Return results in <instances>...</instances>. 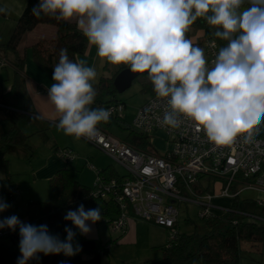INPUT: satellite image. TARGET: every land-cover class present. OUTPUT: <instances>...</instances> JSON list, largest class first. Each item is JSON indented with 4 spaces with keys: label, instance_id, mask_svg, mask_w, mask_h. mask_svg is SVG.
Here are the masks:
<instances>
[{
    "label": "clouds",
    "instance_id": "obj_1",
    "mask_svg": "<svg viewBox=\"0 0 264 264\" xmlns=\"http://www.w3.org/2000/svg\"><path fill=\"white\" fill-rule=\"evenodd\" d=\"M0 7V12H6ZM31 14L57 22L75 19L97 56L132 73H147L158 98L171 111L162 123L176 127L178 115L194 121L216 146H229L264 120V0H38ZM198 18L212 26V36L226 42L207 66L205 51L186 33ZM215 45V40L213 41ZM85 59L73 60L61 49L53 66L47 99L60 114L57 129L76 139H94L97 125L111 112L91 107L97 92L96 71ZM11 205L0 197V213ZM100 207L80 204L67 210L65 221L87 236L101 219ZM73 227L66 237L53 235L46 224L23 222L17 215L0 219V229L18 230L16 264L44 256L73 257L82 251ZM61 264H64L62 261Z\"/></svg>",
    "mask_w": 264,
    "mask_h": 264
},
{
    "label": "trees",
    "instance_id": "obj_2",
    "mask_svg": "<svg viewBox=\"0 0 264 264\" xmlns=\"http://www.w3.org/2000/svg\"><path fill=\"white\" fill-rule=\"evenodd\" d=\"M37 3L38 0H26L8 39L0 42V56L6 59L0 69L9 64L13 68L11 86L8 90L4 87L5 80L0 79V121H7L10 124V127L0 134V171L3 172L0 176V194H6L10 198L13 197L11 195L13 179L8 171V147L24 145L28 138L18 125L30 113L26 107L23 78L27 51H30L35 63L52 75L53 66L59 61L61 49H67L69 58L76 60L77 55L83 54L88 45L87 38L81 30H78L74 21L57 22L47 16L35 18L31 14V9ZM39 24L54 26L57 31L56 36L50 39L40 38L21 47L25 36ZM193 25L202 33L201 39L199 36L191 38L188 29L185 35L193 45L204 48L206 51L207 40H215L219 48L226 43L212 36L213 28L203 18H198ZM124 68L126 67L119 68L110 76L103 75L97 81L90 82L97 92L91 107L105 108L118 103L124 107L125 103L117 99V91L113 85L114 77ZM136 79L139 80L143 91L150 93L151 96L156 94L151 81L147 78V73L140 74ZM58 121L59 119L55 123L58 124ZM112 122L122 123L123 120L117 115L110 117L108 122H100L97 126L104 128ZM125 129L128 130L123 139L126 143L140 150H151L148 135L137 131L128 123ZM262 135H264V125H262ZM96 174L97 178L104 181L113 178L117 182H122L127 175L126 173L118 174L111 166L97 170ZM92 188L77 180L74 168H62L49 180L48 200L33 201L36 209L21 215L24 218L22 221L35 225L44 224L46 221L45 224L48 225L50 233L64 239L65 227H73L71 222L63 219L65 212L69 209L75 210L83 204L86 210L100 207L103 219L110 226L121 212L120 205L113 197L95 195ZM245 200V204L252 206L251 211L246 207L241 208L239 199H235L229 211L203 219L207 227L204 234L177 232L178 236L175 240L168 239L166 244L160 247V257L147 259L139 264H241L242 254L239 247L241 240L264 242V205L256 204L255 200ZM73 231L77 233L76 240L82 246L79 254L73 257H65L63 254L50 256L40 254L39 261L32 260L29 264H61L62 261L64 264H102V255L107 253L106 246L110 242L103 243L98 239L87 238L74 227ZM18 245V230L16 232L10 230L6 235L0 236V264H16L17 257L20 255Z\"/></svg>",
    "mask_w": 264,
    "mask_h": 264
},
{
    "label": "built area",
    "instance_id": "obj_3",
    "mask_svg": "<svg viewBox=\"0 0 264 264\" xmlns=\"http://www.w3.org/2000/svg\"><path fill=\"white\" fill-rule=\"evenodd\" d=\"M213 41L205 42L209 67L219 50ZM5 62L0 56V68ZM105 109L114 117L120 116L124 107L118 103ZM168 111L171 109L167 98H158L155 94L137 109L131 123L134 129L148 137L162 133L168 146L161 153L152 144L150 151L134 148L98 126L99 132L94 139L84 138L126 169L127 175L122 182L97 178L92 188L95 195L113 197L120 205L121 212L110 225L112 231L123 232L132 215L163 227L168 231V239L175 240L178 236L177 205L181 202L197 203L201 207L199 217L206 219L218 208L213 204L216 198L237 200L245 189L264 194V120L251 130V135L244 133L229 146H216L187 117L178 115L180 123L176 127L162 123ZM58 154L65 161L76 157L70 149H60ZM89 167L95 169L93 165ZM11 195H15L13 190ZM254 202L264 205L259 199ZM218 209L226 212L230 207ZM9 232V229H0V236Z\"/></svg>",
    "mask_w": 264,
    "mask_h": 264
},
{
    "label": "crops",
    "instance_id": "obj_4",
    "mask_svg": "<svg viewBox=\"0 0 264 264\" xmlns=\"http://www.w3.org/2000/svg\"><path fill=\"white\" fill-rule=\"evenodd\" d=\"M25 3L26 0H0V7L7 8L6 12H0V42H5L8 39L12 29L14 28L17 18L19 17L25 6ZM71 21H74L76 23L75 19ZM56 32V28L52 25L39 24L25 36L20 46L23 47L40 38H54L56 36ZM79 59L87 60V66L93 67L95 69L96 78L93 81H97L101 76L104 75L105 69L107 68V61L97 56V48L95 45H90L88 42L85 52L83 54L77 55L76 60ZM121 67L127 66L117 65L115 67V72ZM110 71L112 72V70ZM12 76L13 68L10 64L0 69V79L5 80V90H8L10 88ZM23 78L26 107L30 111V113L23 119L26 118L30 122H33L37 127L36 132L38 133L57 126V123H55V121L59 119L60 114L55 110L54 105L47 99V87H50L51 84L54 83V81L52 80V75L44 71L37 63L34 62L31 57L30 51H27L26 53ZM7 125H3L2 128L6 127ZM18 125L22 130L20 124ZM9 127L10 124L6 129L0 132V134L5 132ZM30 135L31 134H28V136ZM52 141L54 143L52 152L46 154L41 164H39L38 166L30 164L26 171L23 170V173H28V180L26 181V183L23 184L20 180L14 179L15 182H13V191L15 192V195L12 197V204L14 203V198L16 200H20L21 204L22 200L24 199H27L26 201L28 203H32L33 201H42L39 199L44 198L47 194L48 182L52 178V176L58 170L68 167L66 163H68L69 161H65L58 154V150L63 148L71 149L72 152L76 155L73 160H77L78 154L74 150L75 146L65 145L60 148V146H58L57 140L54 137H52ZM12 148L13 146H9L8 152L11 151ZM30 156H32V154ZM7 158L9 163L8 153ZM106 167L107 166L100 167L98 170ZM72 168L76 170L74 166ZM93 170H96V168ZM8 171L13 176L17 170L14 171L11 169ZM79 182L84 185L93 187V185L88 184L89 182ZM23 219L24 218H21V220ZM101 220L96 224L91 225L92 231L85 237L98 239L103 243L109 241L110 247L108 248V250L113 247V252L114 250H116L117 252L118 249H121L123 251L128 250L129 252L127 251V256L120 257L121 262L124 264H137L136 260L138 257L141 259L143 258V261L150 259L149 257H152L161 252L160 247L165 245L168 240V231L166 229L154 223L136 218L132 215L129 216L126 228L123 232L112 231L106 221L104 219L102 221ZM103 225H105V227Z\"/></svg>",
    "mask_w": 264,
    "mask_h": 264
},
{
    "label": "rangeland",
    "instance_id": "obj_5",
    "mask_svg": "<svg viewBox=\"0 0 264 264\" xmlns=\"http://www.w3.org/2000/svg\"><path fill=\"white\" fill-rule=\"evenodd\" d=\"M191 38H196L199 36L201 39V31L198 30L194 25L190 26L189 28ZM204 49V48H203ZM206 58V55H205ZM109 66V67H108ZM117 65H112L107 62V68L105 69L104 75L110 76L115 72V67ZM112 70V72L110 71ZM110 71V72H109ZM117 99L124 102V109L121 112L120 116L123 120L122 123L119 122H112L109 125H105V129L115 136L116 138L123 140L125 139L128 130L125 129L126 124H131L134 116L136 114L137 109L148 101L150 98V93L145 92L142 90L140 82L138 79H135L131 86L124 90L123 92L116 94ZM7 121H0V132L6 129L9 125H7ZM22 130L24 133L31 134L28 136L25 145H17L13 146L12 150L8 152L9 163H8V170H14L16 173L12 176L13 182L14 179L20 180L23 184L26 183L28 180V173H23V170L26 171L28 166L31 164L39 165L41 164L42 160L45 158L46 154L52 152V148L54 143L52 141V137H54L57 142L58 146L62 148L65 145H73L75 152H77L78 157L77 160L69 161L67 164L68 167H75L77 179L81 182H89V185L95 184L97 180L96 171L100 167L111 166L118 174L126 173V169L120 165L117 161H115L112 157L107 155L105 152L94 146L92 143L87 141L84 138L76 139L73 136L65 135L62 130H58L57 126H54L50 129H47L42 132H36L37 127L33 122H30L26 118L19 122ZM3 125H7L6 127L2 128ZM149 140L151 144L154 146L155 150L158 153H161L167 146L163 140L162 133H154L149 136ZM32 154V156H30ZM74 161V164H73ZM93 165L96 170H93L89 167ZM3 172L0 171V175ZM31 178V177H30ZM83 180V181H82ZM14 185V184H13ZM218 192V191H216ZM0 197H3L11 207L4 213H0V219L4 217L11 216L13 214L17 215L20 219L22 218L20 214H25L27 212H33L36 209L34 203H28L24 199L22 200V204L20 200H16L15 198L14 203L12 204V198H9L6 194H0ZM49 198V182L47 188V194L44 198L39 199L42 201H46ZM239 206L241 208H245L248 210H252V206L245 204V199L248 200H256L259 199L264 201V194L259 193L256 190L252 189H245L240 192L239 194ZM234 199L223 197V198H216L213 201L215 206L219 207H231L233 205ZM178 207V216H177V230L179 233L184 234H204L207 231V227L203 219L199 217L201 207L194 202H181ZM213 209V215L219 216L222 213V210ZM103 220V219H102ZM101 220V221H102ZM105 227V225H103ZM110 247V245H109ZM239 247L241 249V264H254L255 262H260L264 264V242H252L248 240H241L239 242ZM113 247L110 250H107V253L102 255V264H124L121 262V256H127L128 250H119L116 252L112 251ZM128 251V252H127ZM161 256V252L157 253L156 255L149 257L150 259L158 258ZM146 258V257H145ZM143 259V258H142ZM141 258H137V264L143 262Z\"/></svg>",
    "mask_w": 264,
    "mask_h": 264
},
{
    "label": "water",
    "instance_id": "obj_6",
    "mask_svg": "<svg viewBox=\"0 0 264 264\" xmlns=\"http://www.w3.org/2000/svg\"><path fill=\"white\" fill-rule=\"evenodd\" d=\"M140 73H132L127 67L118 72L114 77L113 85L117 92L121 93L129 88ZM46 221H44L45 224Z\"/></svg>",
    "mask_w": 264,
    "mask_h": 264
}]
</instances>
